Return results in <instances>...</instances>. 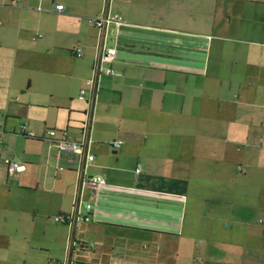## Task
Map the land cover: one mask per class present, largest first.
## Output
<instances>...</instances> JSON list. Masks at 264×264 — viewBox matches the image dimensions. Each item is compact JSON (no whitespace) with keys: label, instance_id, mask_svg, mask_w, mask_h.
Returning a JSON list of instances; mask_svg holds the SVG:
<instances>
[{"label":"crops","instance_id":"crops-1","mask_svg":"<svg viewBox=\"0 0 264 264\" xmlns=\"http://www.w3.org/2000/svg\"><path fill=\"white\" fill-rule=\"evenodd\" d=\"M31 3L41 4L28 7L41 14L33 52L52 61L45 68L61 88L51 94L36 87L27 96L22 89L26 109L0 98V264H62L71 228L54 216L75 203L84 210L87 202L94 203V218L76 231L73 264H264V209L245 210L244 223L218 237L216 225L203 223L215 215L236 225L244 193L264 203L263 178L242 184L264 167L258 161L264 0H25L23 6ZM8 5L0 0V11ZM106 11L123 17L110 25L107 40L117 48V73L101 76L90 103L79 95L90 86L97 56L100 31L91 18ZM9 41L0 33V48ZM73 85L79 90L72 94ZM23 124L38 134L67 129L86 141L84 154L60 153L54 140L23 134ZM86 151L95 155L87 165ZM7 159L24 167L8 174ZM83 172L105 185H83Z\"/></svg>","mask_w":264,"mask_h":264},{"label":"rangeland","instance_id":"rangeland-1","mask_svg":"<svg viewBox=\"0 0 264 264\" xmlns=\"http://www.w3.org/2000/svg\"><path fill=\"white\" fill-rule=\"evenodd\" d=\"M24 1L25 0H21L16 3L9 0L11 5L1 8L0 11V17L7 20V25L0 27V33L3 35L8 34L9 37H13V41H9L8 44H1L2 47L0 48V98L2 104L9 98H13L12 103L26 109L27 99L26 97H24V99L20 97L23 91L22 89H24V96L33 94L36 87H44L50 91L51 94H58L61 85L53 80L55 77L53 75V70L48 67V69L45 68L47 65L50 66L52 61L46 60L43 56H36L37 51L33 52L36 48V41L33 40V36L38 33L34 22H38L41 18V14L39 11H34L28 7L41 8V4L31 3L29 4L31 6L24 7ZM36 61L42 65L41 70H32V65ZM28 74L35 78L34 86L31 88H29L31 77L26 78ZM77 89L79 90L77 86L73 85L71 89L72 94L75 93ZM17 121L20 123V120ZM20 125L18 124L17 127ZM258 161H260V163L264 161V148H259ZM51 174H55L54 169L51 170ZM255 177L264 179V167H256L254 171L250 172L248 177L245 178L244 183H242L243 186L252 184V182L255 181ZM241 206L243 208V217L241 216L240 221H237V224L233 225L231 228L226 226V223L222 224L218 218L214 220L213 217H217L215 215L206 216L203 223L204 225L208 224L207 226H209V228L216 225L217 227L213 230V233L218 237L220 234L233 232L234 226L238 228V226L241 225V221L244 223L245 210L249 212L251 209H254V213H258L264 209V203L259 199V196H250L245 193L241 198ZM242 227L243 226H241V228Z\"/></svg>","mask_w":264,"mask_h":264},{"label":"built area","instance_id":"built-area-1","mask_svg":"<svg viewBox=\"0 0 264 264\" xmlns=\"http://www.w3.org/2000/svg\"><path fill=\"white\" fill-rule=\"evenodd\" d=\"M16 3L20 0H14ZM59 10L64 8L63 4L57 5ZM123 17L119 14H112L110 12H103L95 17L91 18L93 25L98 27L100 33L98 35L97 43V56L93 64V77L90 80V86L82 88L79 97L81 99H86L90 103L94 100L97 91L100 88L99 80L103 74L114 75L117 70L114 68L113 63L116 60L117 48L116 46H110L107 44V40L110 34V25L115 24L117 27L122 23ZM1 23V21H0ZM116 27V28H117ZM116 29H113L115 31ZM75 53L78 56L82 55L81 48H78ZM89 95V96H87ZM92 104H90L91 106ZM92 110L89 109L86 112V119L83 122L82 133L85 138L90 130ZM21 132L29 137L33 138H50L55 141L56 146L60 153L67 154H80L83 155L86 149V141H78L70 137L68 130L64 128L48 127L42 134H38L32 129H29L26 124L21 126ZM123 143V140L118 139L112 142V145L119 148ZM95 159V155L86 151L85 162H92ZM8 174H13L15 171L23 168V162L15 161L13 159L5 160ZM142 170V163H139L136 167V171L140 172ZM81 183L93 184L97 187L105 185V180L99 176L88 177L87 173L83 172L80 174ZM95 206L92 202L85 203V209H81L78 203H75L69 212L59 213L54 216L57 222L67 224L71 228V241L70 245L73 247L75 245L74 238L79 225L82 222H89L94 218ZM259 222L264 225V217L259 219ZM72 247L69 248V252L62 261V264H73V252Z\"/></svg>","mask_w":264,"mask_h":264}]
</instances>
